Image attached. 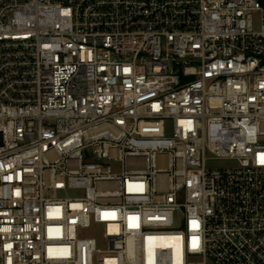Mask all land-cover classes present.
Instances as JSON below:
<instances>
[{"label": "built area", "instance_id": "built-area-1", "mask_svg": "<svg viewBox=\"0 0 264 264\" xmlns=\"http://www.w3.org/2000/svg\"><path fill=\"white\" fill-rule=\"evenodd\" d=\"M0 264H264V0H0Z\"/></svg>", "mask_w": 264, "mask_h": 264}, {"label": "rangeland", "instance_id": "rangeland-1", "mask_svg": "<svg viewBox=\"0 0 264 264\" xmlns=\"http://www.w3.org/2000/svg\"><path fill=\"white\" fill-rule=\"evenodd\" d=\"M234 165H235V163H233V162L220 161V162H216L214 164V167H216V168H228V167H231ZM118 168H119V166L117 167V169Z\"/></svg>", "mask_w": 264, "mask_h": 264}, {"label": "snow or ice", "instance_id": "snow-or-ice-1", "mask_svg": "<svg viewBox=\"0 0 264 264\" xmlns=\"http://www.w3.org/2000/svg\"><path fill=\"white\" fill-rule=\"evenodd\" d=\"M195 246V245H194Z\"/></svg>", "mask_w": 264, "mask_h": 264}]
</instances>
